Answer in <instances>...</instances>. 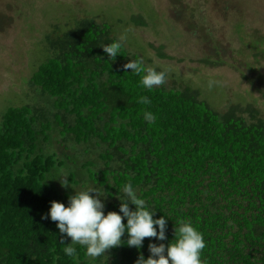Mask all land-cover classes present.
Returning <instances> with one entry per match:
<instances>
[{"label": "trees", "instance_id": "1", "mask_svg": "<svg viewBox=\"0 0 264 264\" xmlns=\"http://www.w3.org/2000/svg\"><path fill=\"white\" fill-rule=\"evenodd\" d=\"M72 20L46 38L48 60L28 82L36 99L8 108L0 122V264H136L141 254L149 258V243L174 240L180 220L203 233L204 264H264L262 110L232 103L217 111L188 85L149 91L123 69L139 55L121 47L113 61L104 53L119 40L109 24ZM142 95L151 105L137 103ZM145 110L154 124L143 120ZM63 176L72 188L62 187ZM128 182L154 219L170 218L167 240L145 238L137 249L125 234L102 257L79 244L66 256L71 238L42 219L51 202L67 206L75 187L89 185L103 189L105 214L119 213Z\"/></svg>", "mask_w": 264, "mask_h": 264}, {"label": "rangeland", "instance_id": "2", "mask_svg": "<svg viewBox=\"0 0 264 264\" xmlns=\"http://www.w3.org/2000/svg\"><path fill=\"white\" fill-rule=\"evenodd\" d=\"M73 18L109 24L166 84L200 90L217 111L234 103L264 113V0H0V122L36 99L28 82L48 60L46 38ZM210 79L219 84L209 88ZM81 186L74 189L89 187Z\"/></svg>", "mask_w": 264, "mask_h": 264}, {"label": "clouds", "instance_id": "3", "mask_svg": "<svg viewBox=\"0 0 264 264\" xmlns=\"http://www.w3.org/2000/svg\"><path fill=\"white\" fill-rule=\"evenodd\" d=\"M124 39L121 37L120 40L102 47L109 60L115 61L121 55V41ZM123 69H131L133 74L140 76V86L149 91L165 83L166 73L154 67H146L143 58L131 60L123 65ZM218 84L213 79L208 81L209 88ZM137 103L151 105V99L142 95L138 97ZM142 116L149 125L156 121V116L151 111L145 110ZM59 180L62 187H71L68 178L62 177ZM74 191L75 194L69 197L67 206L52 201L49 213L42 217L45 220L50 217L51 221L58 222L56 226L61 237L71 238V244L63 248L66 256H75L76 248L73 245L79 244L86 249L88 257H102L108 250L121 246L125 234L127 246L137 249L143 247L145 238H155L161 242L167 240V221L170 218L164 215L154 219L156 210L150 208L146 200L137 194L131 182L123 186L124 199L118 198L121 201L119 213L105 214L106 205L102 202L101 198L104 196L101 195L103 189L100 187ZM124 220L127 221L126 224ZM174 232V240L167 245L149 243V258L145 259L141 254L136 264H204L202 254L207 245L203 233L190 220L176 222ZM60 244H65L64 238L60 240Z\"/></svg>", "mask_w": 264, "mask_h": 264}]
</instances>
